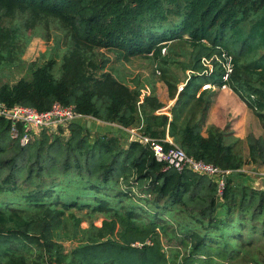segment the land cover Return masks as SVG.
<instances>
[{
    "label": "trees",
    "instance_id": "obj_1",
    "mask_svg": "<svg viewBox=\"0 0 264 264\" xmlns=\"http://www.w3.org/2000/svg\"><path fill=\"white\" fill-rule=\"evenodd\" d=\"M39 28L48 37L57 32L55 58L31 69L29 79L0 85L2 103L39 112L55 102L71 106L142 136H168L188 156L230 173L219 193L207 177L164 171L145 145L124 146L115 135L92 139L77 122L66 136L45 129L21 146L0 118V264H264V190L240 179L244 166H264V136L241 142L228 127L205 128L215 94L202 90L225 85L264 132V0H0V62L18 61L19 44ZM172 44L188 52L176 55ZM100 50L157 62L175 100L171 118L157 114L164 105L154 89L140 102L139 89L106 71ZM224 57L233 68L227 82ZM202 59H212L209 75ZM172 68L189 73L180 91ZM242 143L246 156L237 151ZM72 209L101 215V226L81 231L65 215ZM79 233L80 244L66 254L60 241Z\"/></svg>",
    "mask_w": 264,
    "mask_h": 264
},
{
    "label": "rangeland",
    "instance_id": "obj_2",
    "mask_svg": "<svg viewBox=\"0 0 264 264\" xmlns=\"http://www.w3.org/2000/svg\"><path fill=\"white\" fill-rule=\"evenodd\" d=\"M54 30V32L50 33L48 37L47 31L40 29L37 33V36H34L27 42L25 45V41L19 44V47L23 51L21 56L19 54V60L15 62H0V85L2 84H14L19 79H29L31 69L40 67L46 62L49 57L55 58L54 46H55V38L58 36L55 29H50L49 31ZM172 46V47H171ZM174 47V48H173ZM170 48L175 52L176 55H185L188 52V46L182 44V46H177L176 44L170 45ZM19 51V50H18ZM63 52V45L57 51V54ZM100 53L108 60L106 64V71L111 73L119 82L129 86L130 88H137L140 90L141 96L148 95L152 89H154L155 94L159 93L163 96L166 92L165 85L160 80L161 75L158 73L159 66L157 62H155L151 57L146 56H135L129 59H123L119 57L118 53L114 50H100ZM165 56L168 55V51H165ZM173 58L175 56L172 55ZM183 63L185 60L183 59ZM60 65L61 61L59 60L54 67L53 74L55 77L60 76ZM175 74L180 79L183 77L182 71L180 68L174 69ZM187 77V74H186ZM183 87V86H182ZM182 89V88H181ZM217 91V90H216ZM159 95L160 98L162 96ZM121 130V129H120ZM117 130L108 131V129L101 126V124L94 122L93 129L90 131V136L93 139L96 136L102 135H115L120 137L122 140V144L125 146L128 142H131V138L134 135V131L128 130ZM136 133V132H135ZM40 133H37L39 135ZM237 151L246 156L247 150L245 145L242 143L237 147ZM242 176L240 177L241 181L247 182L249 185L256 184L260 178H264V166L262 165H246L240 172ZM136 195H139L140 192L138 189L133 191ZM65 215L67 218L74 217V219L78 220L79 226L78 228L81 231L89 230L91 226L100 227L103 218L99 214L90 215L87 209L77 210L72 209L70 211H66ZM72 215V216H69ZM69 225L68 234L71 235L73 230L71 229L72 223L70 220L67 221ZM63 235L61 234L62 240ZM80 239H82V235L79 233L75 240H65L60 241L61 245L64 248V252L66 254H70V252L80 243ZM161 242L165 249L166 255H169L168 244L165 242L164 238H161ZM175 243L172 242L169 246H174Z\"/></svg>",
    "mask_w": 264,
    "mask_h": 264
},
{
    "label": "built area",
    "instance_id": "obj_3",
    "mask_svg": "<svg viewBox=\"0 0 264 264\" xmlns=\"http://www.w3.org/2000/svg\"><path fill=\"white\" fill-rule=\"evenodd\" d=\"M164 53L165 50L162 51V54ZM224 60L225 61L222 63L224 72L222 81L227 82L233 68L229 57H224ZM201 62L206 68L204 73L209 75L212 72V59H202ZM202 89L214 91L227 89V87L223 85L222 87L217 88L214 85L206 84L202 87ZM0 118L10 122V137H19L20 145L25 146L30 139V134L37 135V133H40L45 129L52 132H56L58 129H61L63 130V135L66 136L68 134L67 126L70 123L76 122L79 119H89L90 117H84L76 113L73 107L63 106L57 102L53 103L47 111L39 112L34 108L22 105L8 107L0 101ZM17 124H20L23 127L21 134L16 127ZM128 131L134 130L129 129ZM134 136L142 141L143 145L148 147L157 163L164 165V171L168 169H174L178 172L187 170L191 173L211 179L217 185L219 193L223 190L226 177L230 171L222 170L201 160H195L194 158L188 156L185 151L176 145L168 136L161 141L142 136L137 132L135 133V131L133 137ZM164 144L167 145V148H165ZM50 264L57 263L52 262Z\"/></svg>",
    "mask_w": 264,
    "mask_h": 264
},
{
    "label": "crops",
    "instance_id": "obj_4",
    "mask_svg": "<svg viewBox=\"0 0 264 264\" xmlns=\"http://www.w3.org/2000/svg\"><path fill=\"white\" fill-rule=\"evenodd\" d=\"M174 69L175 68H172V71L175 73ZM186 74L188 77V72H182L183 77L179 79V84L177 86L178 91H180L181 88H183L182 86H184V82L187 79ZM208 91L215 94V97L213 98L212 105L207 114L205 128L212 126L220 130H224L226 127H228V132L231 134L232 138L241 142L244 141L248 134H253L256 137L264 136V132L258 119L229 88L217 91ZM160 93H162V95L156 93V96L158 97V100L164 105V108L159 110L157 114H165L170 119L171 115L169 110L174 105L175 100H169L167 90L164 93V96L163 90ZM159 95H161L162 98H160ZM142 99L143 96L140 97V102H142ZM76 122L85 125L90 131L93 129L94 122L101 124V126L108 129V131L116 132L120 129L125 130L115 124L100 122L92 118L82 120L79 119ZM131 130L136 132L137 129L134 128ZM203 134L205 135V129Z\"/></svg>",
    "mask_w": 264,
    "mask_h": 264
},
{
    "label": "water",
    "instance_id": "obj_5",
    "mask_svg": "<svg viewBox=\"0 0 264 264\" xmlns=\"http://www.w3.org/2000/svg\"><path fill=\"white\" fill-rule=\"evenodd\" d=\"M131 141H134V142H139V143H141V144H143V142L142 141H140L137 137H132L131 138ZM253 188H255V189H258V190H264V178H260L259 180H258V182H256V184H253V185H251Z\"/></svg>",
    "mask_w": 264,
    "mask_h": 264
}]
</instances>
